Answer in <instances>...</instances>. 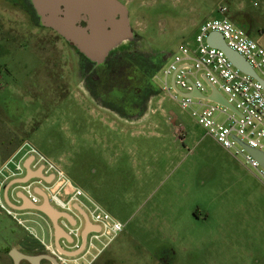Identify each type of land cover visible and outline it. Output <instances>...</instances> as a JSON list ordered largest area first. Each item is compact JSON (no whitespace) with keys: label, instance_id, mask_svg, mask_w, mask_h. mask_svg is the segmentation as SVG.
I'll list each match as a JSON object with an SVG mask.
<instances>
[{"label":"rangeland","instance_id":"374dc122","mask_svg":"<svg viewBox=\"0 0 264 264\" xmlns=\"http://www.w3.org/2000/svg\"><path fill=\"white\" fill-rule=\"evenodd\" d=\"M142 2L130 6L133 29L149 53L169 60L184 43H194L199 26L218 17L222 4L251 38L264 39V0ZM0 30L11 41L0 46V165L30 141L123 222L124 232L98 261L264 264V184L242 157L207 135L165 91L152 99L144 119L120 121L82 88L78 55L63 39L3 0ZM121 125L127 132L117 139L128 144L129 158L99 152L96 136L113 140V126ZM179 125L183 141L175 134ZM30 218L28 225L41 232L37 218ZM24 234L38 248L32 255L45 252L0 209V264H14L7 249ZM14 248L27 251L23 242Z\"/></svg>","mask_w":264,"mask_h":264},{"label":"built area","instance_id":"2783aa9c","mask_svg":"<svg viewBox=\"0 0 264 264\" xmlns=\"http://www.w3.org/2000/svg\"><path fill=\"white\" fill-rule=\"evenodd\" d=\"M255 2L254 6L259 7ZM219 16L202 23L194 43H184L160 70L157 80L161 91L168 92L183 110L189 111L196 122L224 149L236 158L242 157L245 165L257 171L264 184V167L249 154L239 141L264 153V90L253 77L239 70L226 53L208 44L210 33L223 35L226 44L239 52L264 80V39L255 40L229 17L226 4L218 8ZM174 77V81H172ZM171 79V82H170ZM225 96L235 111L205 98L191 97L195 89L204 96L210 94L208 83ZM174 82V85H173ZM175 134L182 141L185 128H176ZM31 161L32 171L43 170L51 182L44 178H31L26 183L15 184L34 204L42 202L36 189L44 191L51 205L58 211L68 213L76 220L75 225L64 222V229L72 237V243L64 240L62 246L68 251H77L82 245L85 220L81 209L92 224L99 228L91 231L83 252L69 257L54 244H48L28 225L33 210H16L4 200V191L12 181L26 176V163ZM18 201V205H19ZM0 209L23 227L28 236L54 257L58 264H93L99 255L121 234L126 225L110 215L84 189L73 182L58 164L38 150L30 141H24L0 165Z\"/></svg>","mask_w":264,"mask_h":264},{"label":"water","instance_id":"95a60500","mask_svg":"<svg viewBox=\"0 0 264 264\" xmlns=\"http://www.w3.org/2000/svg\"><path fill=\"white\" fill-rule=\"evenodd\" d=\"M29 2L37 18L38 26L55 31L67 42L73 44L78 52L89 62L97 66L103 65L115 48L131 42L135 38V32L130 24L128 9L119 0H29ZM207 42L210 46L224 51L228 59L239 70L255 78L264 90V80L258 76L254 68L239 52L228 47L222 34L218 32L210 33ZM172 81H174V77ZM208 86L210 87L208 96L202 95L198 89L188 95L196 98H205L235 111L223 94L211 84L208 83ZM239 143L264 167L263 152L241 141ZM30 163L31 161L26 163L27 173L24 178L12 181L7 185V194L13 185L26 183L31 178H44L47 182H51L52 177H45L42 169L32 171ZM37 190H39V194L42 197L40 204H34L22 193L20 197L22 200L21 205H15L7 199L8 205L16 210H33L46 216L53 224L57 249L69 257L80 255L87 244L89 233L97 231L99 228L95 227L88 216L78 208V211L83 214L85 219V226L82 231V245L77 251L64 249L61 243L62 240H67L69 243L73 241L60 223V220L66 219L71 222V225H75L76 220L68 213L55 209L51 205L48 195L41 189ZM10 256L14 264H21L22 261H28L30 264H43L44 261L58 264L57 260L50 255L26 254L16 248L10 250Z\"/></svg>","mask_w":264,"mask_h":264},{"label":"flooded vegetation","instance_id":"af4514ba","mask_svg":"<svg viewBox=\"0 0 264 264\" xmlns=\"http://www.w3.org/2000/svg\"><path fill=\"white\" fill-rule=\"evenodd\" d=\"M3 1L22 8L32 23L38 26L37 18L29 0ZM119 1L127 7L130 24L133 28L130 6L139 5L143 3L142 0ZM83 24L85 25V23ZM38 27L55 32L49 28ZM133 30L135 32L134 40L115 48L106 62L98 66L89 62L85 57L80 56L73 44L67 42L55 32L78 55L82 88H85L90 96L104 106L111 115L126 123L138 122L148 115L152 99L161 92L157 76L166 64V59L162 54H151L146 50L143 46L144 37L135 29ZM4 42L11 43V41L5 39L3 31L0 30V46ZM123 126L125 125L113 126L118 134L117 136H112L113 140L108 137L104 139L102 135L96 136L95 145L99 152L101 151V153L105 154L106 150L109 156L116 159L129 158L127 152L128 144L123 139H117L124 136L122 133L127 132L123 129ZM98 172L99 169H94L93 174L97 175ZM27 242L35 244L34 242ZM23 251L25 250H21V252ZM26 252L29 251L27 250ZM42 254L49 255L46 251ZM99 257L93 264H111L110 261L101 263L98 261ZM43 264L52 263L44 261Z\"/></svg>","mask_w":264,"mask_h":264},{"label":"crops","instance_id":"0c3cea01","mask_svg":"<svg viewBox=\"0 0 264 264\" xmlns=\"http://www.w3.org/2000/svg\"><path fill=\"white\" fill-rule=\"evenodd\" d=\"M19 147V146H18ZM17 147V148H18ZM16 148V149H17ZM15 149V150H16ZM15 150L13 152H15ZM13 152H11L10 154H8L5 159H7ZM3 159V161L5 160ZM27 171V170H26ZM36 193L40 196L39 194V190L36 189ZM21 194L22 192H20V190H15V185H13L8 194H7V187L4 191V200L7 202L8 204V200L9 199L13 204L15 205H18V201L20 202L19 205L22 204V200H21ZM41 200H42V197L40 196ZM39 213V212H38ZM36 217V221H37V224L39 226V228L41 229V232L34 228V230L36 231V233L42 238L44 239V241L48 244H54L56 246V240H55V231H54V227H53V224L51 223V221L46 217L44 216L43 214L39 213V214H29L26 216V218L28 220H32L30 217ZM73 217V216H72ZM74 218V217H73ZM75 219V218H74ZM85 220V219H84ZM64 222H68L69 224H71V222H69L68 220L66 219H62L60 220V223L62 224V226L64 225ZM25 234L20 237L19 239L16 240V243H14L11 247H9L8 252L10 250H12L18 243L20 242H23V244L26 246V249L29 251L27 252V254H31L32 251H37L38 248L36 247L35 244H31L29 242H27V240H24L25 238ZM63 241H61V243L63 244ZM67 241V240H66ZM32 250V251H31ZM32 255V254H31Z\"/></svg>","mask_w":264,"mask_h":264},{"label":"trees","instance_id":"16d2710c","mask_svg":"<svg viewBox=\"0 0 264 264\" xmlns=\"http://www.w3.org/2000/svg\"><path fill=\"white\" fill-rule=\"evenodd\" d=\"M233 21V20H232ZM235 23L238 25V26H240L241 28H243L246 32H247V29H246V27H245V25H243V24H241V23H239V22H237L236 20H235ZM262 33H264V31L262 32ZM80 56H82V57H84L83 55H81L80 53H78ZM163 56L165 57V55L163 54ZM86 59V58H85ZM165 59H166V63H167V61L169 60L168 58H167V56L165 57ZM20 146V145H19ZM17 148V147H16ZM15 149V148H14ZM13 152V151H12ZM11 153V152H10ZM9 153V154H10ZM8 155V154H7Z\"/></svg>","mask_w":264,"mask_h":264}]
</instances>
